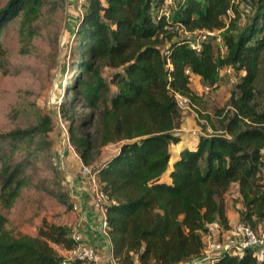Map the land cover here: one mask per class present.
<instances>
[{
  "label": "trees",
  "instance_id": "16d2710c",
  "mask_svg": "<svg viewBox=\"0 0 264 264\" xmlns=\"http://www.w3.org/2000/svg\"><path fill=\"white\" fill-rule=\"evenodd\" d=\"M57 1L8 0L0 7V28L20 15L21 33L31 36L43 4ZM161 1L80 5L73 74L59 105L69 143L112 201L106 231L117 264H198L205 224L228 228L223 195L232 185L242 205L238 221L255 232L264 226V0H175L169 19L157 15ZM245 5L250 13L242 19ZM227 11L233 17L226 24ZM176 24L188 35L166 30ZM198 31H220L225 51L211 36L196 54L188 43ZM4 58L0 40V61ZM224 66L237 76L233 90L222 108L204 113L190 75L215 88ZM104 70L110 71L108 81ZM175 93L189 99L206 124L202 130L209 127L211 133L198 135L195 147L181 149L174 160L172 147L181 142ZM51 130V119L43 116L33 126L0 133L4 209L11 207L31 160L48 159ZM107 146L116 150L98 163L95 156ZM57 201L71 207L63 194ZM6 224L0 213V264H60L54 247H74L68 226L42 220L30 236L13 235ZM213 262L264 264V257L250 248L242 256L221 253Z\"/></svg>",
  "mask_w": 264,
  "mask_h": 264
},
{
  "label": "rangeland",
  "instance_id": "374dc122",
  "mask_svg": "<svg viewBox=\"0 0 264 264\" xmlns=\"http://www.w3.org/2000/svg\"><path fill=\"white\" fill-rule=\"evenodd\" d=\"M7 1L0 0V7ZM80 12L78 0H58L55 5L43 4L32 23L31 36L21 33L20 15L0 28L5 53V58L0 61V133L33 126L43 116L51 119L52 128L47 137L48 159H32L27 165L22 173L24 183L8 210L4 209L0 200V213L6 217V228L13 235H35L42 220L69 227L71 208L66 209L57 201V196L63 194L70 204V189L75 185L81 186L75 183V177L80 175L86 182L87 176L80 173L82 162L68 140V123L59 113L68 79L73 74L71 47ZM109 74V70H104L106 81ZM233 87L234 84L224 77H220L215 88L207 91L200 80L190 82L193 92L202 97L203 112L210 115L223 107ZM76 109L80 113H87L81 107ZM182 117L179 125V129L184 128L180 132L182 143L174 146L173 151L180 145L190 146L199 134L209 133V127L202 130L206 124L195 109L185 111ZM115 148L105 147L99 156H95V161H104ZM53 167L58 172H53ZM223 203L228 224L238 222L236 217L242 205L235 185L223 195ZM263 230L264 226L260 224L256 232Z\"/></svg>",
  "mask_w": 264,
  "mask_h": 264
},
{
  "label": "built area",
  "instance_id": "2783aa9c",
  "mask_svg": "<svg viewBox=\"0 0 264 264\" xmlns=\"http://www.w3.org/2000/svg\"><path fill=\"white\" fill-rule=\"evenodd\" d=\"M85 0H78L81 5ZM238 2L239 0H232ZM175 5V0H162L161 5L157 10V15L169 19L172 8ZM250 13V8L245 5L242 8L241 18L244 19ZM233 17L232 11H227L225 23ZM166 30L169 32H177L182 35H188L186 30L181 25H168ZM220 31L216 32H205L198 31L193 34L196 36L189 41V47L196 54H199L202 50L203 44L208 40L209 37L214 36L215 42L218 45L220 51H225L224 42L222 37L219 35ZM167 51H164L166 54ZM189 74V71H185ZM244 75V72L241 73ZM219 76L226 78L229 83L234 84L237 80V76L234 74L231 66H224L219 70ZM190 75V81L192 80ZM210 88L205 87V90ZM174 99L177 107L182 112L192 110L195 107L190 103L189 99L185 96L175 93ZM211 133V130H208ZM80 173L82 176H87L84 182L85 190L90 197V206L96 210L99 215L98 226L90 225L89 229L94 231L95 229L99 232V235L103 237L106 243L110 246L109 236L107 234V219L106 211L107 207L112 203L108 195L102 190L96 180V174L92 172L90 168H87L83 164L80 165ZM82 185V186H83ZM75 185L70 189V208L71 212L78 214L81 211V199L83 197V187ZM80 190V191H79ZM75 191V193H73ZM85 225V222H83ZM206 233L204 236L205 248L203 255L198 261V264H213V258L221 253H231L238 256H242L246 249H255L259 257H264V235H260L246 226L242 222L238 221L233 225H228L227 229H223L218 222H211L205 224ZM70 237L74 242V247L70 250H63L60 264H103V258L99 251H97L92 245L88 244L85 239L83 232L79 225H73L70 227ZM111 253V251H110ZM105 264H117L112 254L109 260Z\"/></svg>",
  "mask_w": 264,
  "mask_h": 264
},
{
  "label": "crops",
  "instance_id": "0c3cea01",
  "mask_svg": "<svg viewBox=\"0 0 264 264\" xmlns=\"http://www.w3.org/2000/svg\"><path fill=\"white\" fill-rule=\"evenodd\" d=\"M193 80H200V79H199V77L193 76L191 82ZM183 114H185V111L181 113V119L183 118L182 117ZM182 130H184V128H180L179 129V133ZM180 135H181V142L179 144L182 143V139H183L181 133H180ZM194 139H195L194 142L190 146H185V145L181 146L180 145V147L176 148L174 151L172 149V153H173L172 154L173 155L172 158L175 160L177 158V156H178L179 151L181 149H183V148L193 149L195 147V145H196L197 136L194 137ZM179 144H177V145H179ZM172 148H174V146ZM75 183H77V184L80 183L81 184V187L84 188L83 189L84 193H83V197L81 199L82 203H81V211H80V213L75 214V213L70 212L71 214H70L69 217L71 219V224H69V227H71L72 225H79L80 226V228H81V230L83 232L85 241L88 244L92 245L97 251L100 252V254H101V256H102V258L104 260L103 264H105L107 262V260H109V257L111 255L110 246L106 243V241L103 239V237H101L99 235V232L96 229L94 231H91L89 229V226H88L89 224L91 226L94 225L95 227L98 226V219H99L98 212L96 210L92 209V207L90 206V197H89L87 191L85 190L86 188L83 185L84 182H83V179L81 178L80 175L78 177H75ZM74 187L75 186H73V188ZM73 193H75V191H73ZM70 195H72V194L70 193ZM236 218H238V217H236ZM83 222H85V225L83 224ZM35 234H36V232H35ZM54 249L57 251V253L59 255L63 254V250L60 247L56 246V247H54Z\"/></svg>",
  "mask_w": 264,
  "mask_h": 264
}]
</instances>
